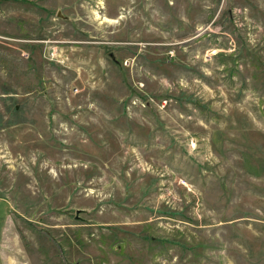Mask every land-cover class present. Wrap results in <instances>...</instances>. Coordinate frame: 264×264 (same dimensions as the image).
Instances as JSON below:
<instances>
[{"label":"rangeland","instance_id":"374dc122","mask_svg":"<svg viewBox=\"0 0 264 264\" xmlns=\"http://www.w3.org/2000/svg\"><path fill=\"white\" fill-rule=\"evenodd\" d=\"M0 264H264V0H0Z\"/></svg>","mask_w":264,"mask_h":264},{"label":"built area","instance_id":"2783aa9c","mask_svg":"<svg viewBox=\"0 0 264 264\" xmlns=\"http://www.w3.org/2000/svg\"><path fill=\"white\" fill-rule=\"evenodd\" d=\"M54 53H52V55H53Z\"/></svg>","mask_w":264,"mask_h":264}]
</instances>
